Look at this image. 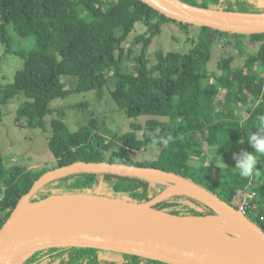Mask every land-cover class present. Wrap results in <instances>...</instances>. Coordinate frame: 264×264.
<instances>
[{"label": "trees", "instance_id": "obj_1", "mask_svg": "<svg viewBox=\"0 0 264 264\" xmlns=\"http://www.w3.org/2000/svg\"><path fill=\"white\" fill-rule=\"evenodd\" d=\"M182 1L202 8L264 12L247 9L253 4L260 5L259 0ZM166 22L180 25L188 35L192 27L161 15L139 0H0V33L8 52H13L9 27L23 39L36 40L34 49L23 54L25 65L17 72L14 83L0 84V104L30 92L42 97V103L30 101L19 111L21 117L30 112V128H45V119L56 112L51 107L55 101L67 99L71 92H102L110 82L113 83L110 95L127 117L169 120V123L147 121L141 139L135 132L117 135L123 145L117 152L105 146V138L96 135L92 126L86 125L72 133L64 121L53 119L48 144L56 164L50 168L28 171L14 166L8 169L0 150V232L36 181L49 171L76 163L120 164L177 174L238 210L255 193L248 200L246 215L264 230V156L258 157L256 172L247 178L234 172L233 164H228L226 169L218 168L228 174L217 180L210 172L199 173L194 161L206 159L205 146L225 148L232 162L236 161L234 154L238 155L242 149L254 152L247 140L251 132L258 131L260 119L264 117V82L257 79L258 64L264 63V34L247 36L200 27L197 37L190 36L194 45L190 53L160 52L152 65L148 50ZM138 23L149 27L151 34L148 38L144 35L136 39L142 48L137 73H130L123 68L126 46ZM227 37L239 39L226 48L239 49L240 56L247 53L242 38L261 43V47L259 53L249 56L242 69L235 70L231 62H225L224 73L217 78L218 85L212 82L208 67L212 48ZM65 78L77 81L73 90L66 89ZM222 91H225L224 98H220ZM244 106H249L246 119L239 116ZM2 121L0 115V124ZM149 147L161 149L156 161L133 160L132 153ZM254 175L262 177L260 185L253 183ZM166 187V183L150 184L139 177L75 173L48 182L32 201L55 194L98 193L142 203L154 199ZM155 208L181 216L215 214L204 203L186 195L170 197ZM24 264L165 263L93 249L54 248L35 254Z\"/></svg>", "mask_w": 264, "mask_h": 264}, {"label": "water", "instance_id": "obj_2", "mask_svg": "<svg viewBox=\"0 0 264 264\" xmlns=\"http://www.w3.org/2000/svg\"><path fill=\"white\" fill-rule=\"evenodd\" d=\"M139 1L182 24L230 34H264V12L202 8L182 0ZM75 173L139 177L168 187L142 203L98 193L55 194L32 201L48 182ZM177 195L193 197L215 214L181 216L155 208ZM54 248L100 250L165 264H264V230L241 209L177 174L120 164L76 163L49 171L21 198L0 232V264H24Z\"/></svg>", "mask_w": 264, "mask_h": 264}, {"label": "rangeland", "instance_id": "obj_3", "mask_svg": "<svg viewBox=\"0 0 264 264\" xmlns=\"http://www.w3.org/2000/svg\"><path fill=\"white\" fill-rule=\"evenodd\" d=\"M260 5L253 4L249 10H264V0H259ZM200 27L192 26L189 29V35L185 33L178 24L166 22L162 26V33L155 37L148 50V57L152 65L155 64L157 54L160 52H175L188 54L194 48L191 37H197L200 34ZM149 27L138 23L134 32L128 39L126 46V57L123 68L127 72L137 73V63L141 44H136V39L140 36H150ZM8 36L11 41L13 52H8V47L2 42L0 33V84L8 86L13 84L18 71L25 65L24 55L30 53L36 44L35 38L23 39L19 37L13 27H9ZM239 39L231 37L220 39L212 48V59L209 63V71L212 76V82L219 85L217 78L223 75L224 63L231 62L235 70L245 67L250 55H256L260 51L261 43H254L250 38H242L241 41L246 44L247 53L239 55V49L235 47L226 48L230 42H238ZM258 81L264 82V63L258 64L257 68ZM66 89L73 90L76 82L73 78H65ZM113 83L110 82L102 92L91 91L87 93H70L67 99L57 100L52 104V109L56 112L49 115L46 119L45 128L32 129L28 126L31 114L21 117L19 111L26 107L30 101L42 103V97L39 94L30 92L19 96L6 104H0V115L3 118L0 124V150L4 158L5 165L8 169L19 166L25 170L50 168L56 164L55 157L49 148V139L52 136L51 122L53 119H60L65 122L72 133L80 131L86 125L92 126L96 135H101L105 139V146H109L111 151L119 152L123 145L116 138L117 135L127 133H136L137 137H143L144 127L149 120H159L169 123L166 118L151 116H141L138 118H129L118 107L110 95V89ZM225 97V91H222L220 98ZM83 106V110L78 106ZM62 112L61 116L60 112ZM249 106H244L239 111V116L246 119L249 115ZM224 147H227L225 144ZM206 159H194L198 164V172L202 171L213 175L217 180L225 177L224 173L218 168L226 169L228 164H233V171L238 173L234 168L236 161L232 162L225 152V148L205 146ZM161 149L149 147L142 151L132 153L133 160L137 162H152L159 158ZM203 160V161H201ZM202 165V166H201ZM202 167V168H200ZM202 170V171H201ZM103 175V174H98ZM253 183L255 186L262 183V177L254 175ZM155 184V181H149ZM99 189L96 190L98 192ZM264 213V211H263Z\"/></svg>", "mask_w": 264, "mask_h": 264}, {"label": "clouds", "instance_id": "obj_4", "mask_svg": "<svg viewBox=\"0 0 264 264\" xmlns=\"http://www.w3.org/2000/svg\"><path fill=\"white\" fill-rule=\"evenodd\" d=\"M257 130V132H251L247 140V143L254 149V152L242 149L238 155L234 154V158L236 159L234 169L243 178L250 177L256 172L258 157L264 156V135L260 134L264 133V117L260 119V127Z\"/></svg>", "mask_w": 264, "mask_h": 264}, {"label": "built area", "instance_id": "obj_5", "mask_svg": "<svg viewBox=\"0 0 264 264\" xmlns=\"http://www.w3.org/2000/svg\"><path fill=\"white\" fill-rule=\"evenodd\" d=\"M255 195H256L255 193L249 195V197H247V199L244 201L242 207L240 208L245 214H246L247 206H248V203H249V201H248L249 198H250V197H253V196H255Z\"/></svg>", "mask_w": 264, "mask_h": 264}, {"label": "bare ground", "instance_id": "obj_6", "mask_svg": "<svg viewBox=\"0 0 264 264\" xmlns=\"http://www.w3.org/2000/svg\"><path fill=\"white\" fill-rule=\"evenodd\" d=\"M128 172H134V171L131 170V171H128Z\"/></svg>", "mask_w": 264, "mask_h": 264}]
</instances>
